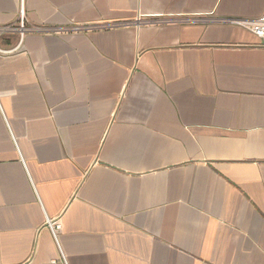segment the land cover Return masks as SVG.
I'll return each mask as SVG.
<instances>
[{"label": "crops", "instance_id": "crops-1", "mask_svg": "<svg viewBox=\"0 0 264 264\" xmlns=\"http://www.w3.org/2000/svg\"><path fill=\"white\" fill-rule=\"evenodd\" d=\"M21 7L0 264H264V40L226 22L264 0H0V26Z\"/></svg>", "mask_w": 264, "mask_h": 264}, {"label": "built area", "instance_id": "built-area-1", "mask_svg": "<svg viewBox=\"0 0 264 264\" xmlns=\"http://www.w3.org/2000/svg\"><path fill=\"white\" fill-rule=\"evenodd\" d=\"M227 23L233 24V25H239L249 31L250 33L252 32L256 37L264 40V12L257 17H253L250 19H235V20H226ZM31 28L26 25V18H25V13H23V7L20 9V17L17 25H6V26H0V34L4 32H10L13 30H16L19 33V41L22 40L23 36L25 33L29 32ZM81 27L76 25L71 28V30L76 31L80 30ZM14 49V48H13ZM13 49H3L0 47V52L2 53H7L13 51ZM48 226L52 231V234H54L56 238L55 231L60 228L59 223H55L53 221H48ZM64 264L65 260L63 259Z\"/></svg>", "mask_w": 264, "mask_h": 264}]
</instances>
